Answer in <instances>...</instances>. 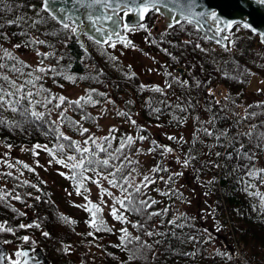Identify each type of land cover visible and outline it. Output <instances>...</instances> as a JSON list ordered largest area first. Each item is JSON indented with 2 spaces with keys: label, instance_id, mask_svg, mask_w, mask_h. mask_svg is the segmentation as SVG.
Here are the masks:
<instances>
[{
  "label": "trees",
  "instance_id": "16d2710c",
  "mask_svg": "<svg viewBox=\"0 0 264 264\" xmlns=\"http://www.w3.org/2000/svg\"><path fill=\"white\" fill-rule=\"evenodd\" d=\"M41 2L42 0H0V19L8 28L7 30L2 26L0 21V37L3 39L12 37L18 39L17 42L22 40V44L33 50H39V47L46 49L47 56L43 55L46 53L44 50H39L43 59L49 58L50 60L45 68L55 69V72H45L43 75H39L42 78L35 82L34 88L32 85H26L21 92H17L8 82L3 81L2 77L7 75L10 81H15L19 86L25 84V81L29 79H34L37 76L36 72L28 67V62L18 55H15L17 67H21L24 74L12 71V60L7 57L4 61L0 59V63L5 65L3 69H0V86L3 87L4 93L9 91L15 93L12 97H6V100L20 99L27 91L33 93L31 97L21 99L20 104L15 105L19 109L16 112L9 107H0V120L19 125V127L0 125V138L5 143H12L19 147L25 142L44 141L48 148L56 153V157H59L58 154L61 155L67 149L72 148L68 147L70 142L62 139L61 132H57L56 128L60 126L59 124L65 126L71 135H63L71 137L72 141H74V134L80 136L88 134L90 130L84 135L80 133L82 128H88L91 122H94L95 115L92 112V106L109 96L100 85L106 86V81L103 82L105 76L102 77V75L111 76V74L103 72L101 75L99 63L97 69L87 65L91 59L98 62V58H96L98 54L94 48L90 46L95 56L80 46L75 34L64 29L58 20L52 19V15L42 9ZM8 8L11 10H7ZM155 16L154 12H150L141 23L147 27L151 26ZM9 21H15V23H9ZM167 25L165 24L154 32L147 28L149 42L154 49L160 50L165 55L164 59L159 60L161 81H142L139 72L134 69L124 71V73L112 70L109 72L115 71L117 75V79L110 77L113 79L111 81L113 93L117 98L124 99L126 105L132 110H136L137 102L141 100L140 109L145 120L155 123L164 122L173 130L180 129L191 119L194 121L192 123L193 130L188 137L184 133L172 132L170 134V136L177 137V140H171L174 144L180 142L179 146L184 147L185 155L182 159H189L186 172L192 176L204 175L202 178L205 185L204 191L211 194V200L213 198V210H218L217 213L214 212L215 216L219 214L218 220L222 226L236 234V236L233 235V239H236L235 244L233 239L230 244L241 246L243 255L250 264H264V178L260 175L253 177L246 175L250 167L257 170L264 169V141L258 139L259 135L264 133V94L260 91H250L256 95L247 94L249 92L247 91L249 89L248 81L252 74L256 72L257 75L264 77V42L259 39L254 30L245 28L243 23L235 24L230 28L227 45L216 43L214 39L209 40L203 31H197L194 24L182 21L181 25L172 29H169ZM37 39L43 40L45 43H34L33 41ZM186 41L188 43H185ZM197 44L199 47H196ZM103 46H107V44H103ZM180 64L185 67L184 71L174 73V69ZM65 75H71L74 79L67 80L64 78ZM125 78H128V81ZM50 81L53 82L52 85ZM184 81L187 84H184ZM81 82L86 84L85 92L82 95L71 98L64 97L67 101H75L80 97L87 98L91 94L96 103L85 104L82 101V108L70 104L55 108L54 104L59 101L54 100L52 104L45 106L46 98L61 96L60 91L64 84L71 85ZM168 84H171V87H168ZM220 84L223 87L222 92L220 89L218 90ZM141 85L144 87L142 88ZM157 86L163 91L152 90ZM93 89L95 92H91ZM210 92L212 95L209 94ZM4 93H0V95ZM100 93L104 95H99ZM226 97L227 99H225ZM65 108L67 111H64V116L72 121H79V125L64 121L60 113ZM156 108L161 111L155 113L153 109ZM33 111L44 113L43 118L33 117L31 115ZM204 111H208V118L203 117ZM54 113L59 114L57 118H54ZM83 116L89 118L82 119ZM83 121H85V125L82 123ZM205 129H208L212 135H207ZM114 133H112L113 136H115ZM246 133H252V135L248 136ZM90 135L92 136V133L88 134V136ZM108 135L109 133L105 136ZM128 135L131 134L127 132L125 136L118 138L117 147H119V142ZM149 135L150 132L146 131L147 139ZM150 140L154 141V138L150 136ZM114 141L115 139L111 140L110 147L104 141L102 142V146L108 149V153H110ZM140 143L141 141L137 140L131 149L124 151L128 154V151L138 147ZM60 144L65 145L63 152L58 148ZM90 149L94 151L97 159L105 158L106 153L99 152L95 145L92 144ZM217 153L220 155L217 156ZM76 154L81 156V153ZM249 156L252 157L251 160L248 159ZM166 161L164 154L160 151L156 161L157 167H162L167 171L162 172L163 176L161 171L152 172L159 175L160 178L163 177L165 181L160 187V193L164 195L161 200L154 194L144 197L141 194L137 196L134 191L131 192L134 197L140 200L157 201L147 210L149 212H161L163 209H167V212L153 216L151 219H148L146 215L125 213L127 218H131L130 222L133 225L137 221L144 224V229L135 227L137 234L127 228L131 237H140L139 242L133 239L126 247L121 245L120 236L122 233L105 219L103 220L106 226L112 231L96 232L88 223L91 219L89 212L87 218L89 228L88 230L83 228L85 232L82 234L87 239L91 238L87 235L89 232L96 235L106 234L107 237L115 236L114 238L105 237L107 240L106 252L103 257L109 264H221V261L223 264H242L241 260L238 262V256L232 253L230 248L229 250H217L214 247L209 249L208 245L211 244L208 243L214 237L209 239L205 236L204 228L207 230L210 227H203L197 215L194 216L193 213L186 210L177 213V206L184 200L186 193L175 183L168 181V177L172 173L168 169ZM75 182V186H77L76 179ZM84 185L86 187L87 180L84 181ZM169 189L177 191L173 194L169 192ZM245 189L247 190L245 191ZM164 193L169 194L165 195ZM45 196H47L46 193ZM45 196L36 200V211L39 214H42L44 209L47 211L48 215L44 216L48 226L46 231L54 235L53 230L58 229V227L54 228V224H59L65 230L70 231L72 226L65 224L60 219L59 209H55L53 203L50 205ZM10 213L7 214L5 221L13 218L17 224H20L21 213L16 208H13ZM170 220H174L176 225H183V227L169 224ZM30 222L32 227L29 229L37 231L41 225H44L40 221ZM36 224H39L40 227L37 228ZM146 229L158 234L144 236ZM4 233L11 235L6 231L0 232L1 241H4ZM22 236L19 238L20 240H22ZM193 237L194 239H191ZM47 238L43 234L40 238V242L45 246L48 244ZM141 242L151 245V250L142 249L143 258L129 260V255L139 247ZM24 244L31 245V241ZM52 258L51 262L59 264H77L71 258L61 255ZM100 259L103 260L100 257L98 261ZM7 260L11 264L12 259L9 256H7Z\"/></svg>",
  "mask_w": 264,
  "mask_h": 264
},
{
  "label": "rangeland",
  "instance_id": "374dc122",
  "mask_svg": "<svg viewBox=\"0 0 264 264\" xmlns=\"http://www.w3.org/2000/svg\"><path fill=\"white\" fill-rule=\"evenodd\" d=\"M164 19V16L159 17V14L155 17V21L159 25L157 27L158 29L167 24L164 22ZM0 21L2 26L8 30L7 26L3 24L2 19H0ZM138 24L139 23H134L132 28H129L130 30H128L130 35H132L133 39L130 41L134 47H124L120 43L119 39H114V42L116 43L115 48L109 47L108 45H98L95 43V39L92 36L85 34L88 46H92L98 54V56H96V58H98V62L91 59V61L87 62V65L90 68L97 69V64L99 63V73L101 75L103 72L111 74V76L102 75V77L105 76L103 77V82L106 81V86H104V84H101L100 86L109 96L101 100L100 103L92 106V112H94L95 119L94 122H91L90 127H88L90 130L89 133H92L93 139H97L98 143L103 145L102 138L109 133L110 129L115 128V141L110 151V153L115 154L118 138L125 136L127 132L134 137L138 134L145 136L146 131H149L150 135L148 139L141 141L138 147H136L140 149L139 152L134 151L136 148L128 151V155L133 161V163L129 165V169L135 168V172L132 173L131 177V181L134 184H139L144 175H150L151 178L155 180V183L149 184L147 188H143L141 196L148 197V194H154L160 200L164 197V195H161L160 193V187H162L165 181L161 179L159 175L153 174L151 170L154 167H157L156 161L160 151H162L157 147V145H166L171 147L174 151L171 153L163 152L164 158L167 160L166 162L169 166L168 169L172 174L183 173L182 175L174 178V183L186 193L184 200L179 203V206H177V213L186 210L187 212L193 213L194 216L197 215L198 220L203 227H210L207 230L204 228L206 237H214L208 243L211 244L208 245L210 250L213 247L217 250H229L230 248L231 251H233L232 253H235L238 256V262L241 260L243 261L242 264H250L246 257L242 254L239 245L230 244V241L233 239V235L236 236V234L230 230H226V227L222 226L221 222L218 220L219 214L215 216L214 212L217 213L218 210H213V198L211 200V194L204 191L205 185L202 182L204 175L199 176L197 174L192 176L189 173L187 174V168L181 163L183 161L182 157L185 155L184 147L179 146L180 142H175L174 144L168 139L172 132H177L179 134L184 133L188 137L193 130L192 123L194 121L191 119L180 129L175 128V130H173L164 122L155 123L145 120L140 109L142 104L141 100L137 102L138 106L136 110H132L128 105H126L124 99L117 98L115 93H113L111 81L113 79H117V75L115 71L112 73L109 72L112 70L124 73V71L134 69L139 72V76L142 81H161L159 60L164 59L165 55L160 50L153 48L152 44L148 40L149 34L147 33V30L138 28ZM147 28L151 32L157 30L153 24ZM34 33L36 34L37 32ZM89 37H92L93 39H90ZM17 40L18 39H13L12 37H4V39L0 37V47H2V49H6L13 56L18 55L27 61L28 67L32 68V70L36 72L37 76L43 75L44 73H40L36 71V69L38 67L45 68L46 64H48L50 60L49 58L43 59L41 55H38L37 53H39L40 49L46 52V49L39 47V50H33L22 44V40V43L17 42ZM15 45H21V47L16 48ZM215 45L218 46L217 44ZM91 52L94 55L93 50ZM3 55L4 52L0 50V56ZM111 57H116L117 59L113 60ZM5 58L6 57H4L2 61H4ZM257 74L258 73L254 72L250 77L248 81L249 89L247 90L249 92L247 94L254 95L255 93L252 92H257L258 90H261L260 92L264 93V77ZM110 77L113 79H110ZM125 79L128 81V78ZM50 84L52 85L53 82L50 81ZM220 86H222V84ZM85 89L86 84L82 82L71 85L64 84V86L61 87L60 92L61 96L71 98L79 97L85 92ZM7 107L8 106L5 104V107L3 108ZM118 111L128 112L131 115V118L136 120L137 125H139L140 128L132 125L128 120L118 116ZM54 114V118H57L59 115L58 113ZM208 115V111H204L203 117L208 118ZM79 118H81V116H79ZM57 123L59 124V122ZM82 123L84 125L86 124L85 121ZM59 125L60 126L56 128L57 132L71 135L65 126L61 124ZM88 134H85L84 136L74 134V141L82 147L90 148L92 145L91 143L87 145L83 144V141L89 137ZM150 136L154 138V141L156 142L155 144H153V141L150 140ZM36 144L47 146L44 141H41L38 143L25 142L19 147L12 143H5L3 139L0 138V196L4 197L3 200H0V224H3L5 228L10 227L13 229L12 232L6 231L11 235L4 233L5 235L3 237L4 241H8V243H6L8 245L7 255L10 259L19 261L22 256H17L16 253L17 251H21L22 247L25 245V241L23 239V241L19 239L23 235L22 237L28 236L30 238L29 240L31 241V246L33 248L35 246L43 247L45 253L49 256V264H59L58 262H51V259H53L52 257L57 258V256L60 255L71 258L77 264H109L103 257V254L106 252L105 245L107 240L105 237L114 238L115 236L110 235L107 237L106 234L99 233V235H96L94 233V236H91V238H85L82 233L85 232L83 228L87 230L89 228L87 225L89 213L84 209V207L80 206L87 204V201L84 199V196H87L90 201L101 206L102 211L99 213L101 218L110 221L116 229L126 227L129 231L137 234L138 232L136 228L133 226L132 222H130V217L127 218L129 221L128 223H122L117 221L110 214L114 198H122L123 194L120 189L113 188L106 180H102L101 187L108 188L114 195L113 197H101V187H98L96 184L87 180L85 188L89 191L81 189L82 195H77L75 179L70 178L72 176V170L64 167L62 164L56 163L53 160V157L50 156L49 152L45 151L43 148L35 149V152H37L38 155H34L32 149ZM8 145H11V148L7 147ZM149 149H154V151L149 152ZM76 153L77 152H74L73 149H67L65 152L61 153V155L58 154L59 157L56 158L66 159L67 156L76 155L77 159H79L80 156ZM105 158H109L107 153ZM50 160H53V162L49 163ZM137 161L138 164L136 163ZM112 163L119 166L120 161H112ZM24 164H27L29 167L24 168ZM29 169H34V171H30ZM101 171H104L106 174L108 170L101 169ZM127 171L128 169H125V175L127 174ZM162 172L163 171H161V175L163 176ZM9 173H11V175H9ZM60 173H64V175H60ZM85 176H90L94 179L98 178L91 170L87 171ZM24 181H28V184H25ZM32 185H35V187H32ZM129 191L132 192L133 190L129 188ZM45 193L47 196H45ZM15 195H19L21 199H14L13 197ZM43 195L47 198L50 205L53 203L55 209H59L60 216H58L60 219L61 217H67L70 221H74V223H67L72 226L70 231L65 230L59 224H54V228L58 227V229L53 230L55 232L54 235L50 234L48 236L46 239L48 244L46 246L40 242V238L42 233L48 229L44 219V216L48 215V213L45 209L42 210V214H39L36 211V197L39 196L42 198ZM116 206L119 208V205ZM13 208H16V210L21 213L19 218L20 224L29 225L31 223L30 221L33 223L40 221L43 222L44 225H41L37 231L36 229H29L30 227L20 228V224H17L13 218L5 221L7 214H11L10 212ZM61 220L64 221L63 219ZM147 231L149 230L146 229L144 236H147ZM235 241L236 239L234 240V244ZM65 247H68L69 251H64ZM100 257L103 258V260L100 259V261H98V258Z\"/></svg>",
  "mask_w": 264,
  "mask_h": 264
},
{
  "label": "snow or ice",
  "instance_id": "6c2138e0",
  "mask_svg": "<svg viewBox=\"0 0 264 264\" xmlns=\"http://www.w3.org/2000/svg\"><path fill=\"white\" fill-rule=\"evenodd\" d=\"M58 2L68 3L69 0H42L41 7L44 11L52 14V19H54V20L57 19V16L55 15V13L59 12L61 14L59 22L62 24L63 28L66 30H69L73 34H76L77 33V27H71L70 24L68 22H66V20L74 22V17L69 13V10L66 8L56 9L55 4ZM259 2L264 3V0H259ZM71 3L75 6H78L80 8L85 9L86 11L93 9L95 6H99V5H102L104 8H113V15L95 16V18H94L93 15L91 13H89L87 18L89 21H91L93 23V25H95L96 22L101 20V19L111 20V21H113V24L116 26V28L119 29L120 28L119 20H123L124 17H127L129 15L130 12L135 11L138 14V18L140 21H143L145 16L147 14H149L150 12H154L155 14L167 13L168 17H169V21H170L167 25V27L169 29L175 28L177 25H181V22L184 21L187 24H194L197 28V31L203 29L207 25V20L210 16L213 21H217V26L215 27L214 34L212 36L207 37L209 40L214 39V37L216 35H219L222 31H224V29L219 26L217 13L215 11H212L210 13L204 12V11H201V12L193 11L194 7L196 6V0H142L141 3H137L136 0H71ZM129 3L136 4V7L135 8L129 7L128 6ZM121 4H124L126 10L124 11V16L120 17L119 20H117L114 17H116L118 15V12L121 8ZM169 5H172V7H169ZM161 7H163L165 9V13L161 12ZM7 10L10 11L11 8H8ZM173 12H175V14H173ZM76 19H78V18H76ZM9 23H15V21H9ZM243 26L245 28L250 27L246 23ZM137 27L140 29L147 30V26L144 23H139L137 25ZM226 27L231 28L232 27L231 23L227 24ZM123 29L130 30L129 25L127 23H124ZM95 31L100 33L103 37V39H95V43L98 45L107 44L109 47L115 48L116 43L113 41V36H116L119 38L120 43L124 47H134V45H132V42L130 40H128L126 38V36L121 35V32L118 30H113L111 32H105V30L103 28L96 27ZM208 31H213V29L209 26ZM261 35H262V39H264V34H261ZM89 38L93 39L92 37H89ZM146 39H147V37H146ZM222 39L228 40L229 38L227 36H223ZM33 42L36 44H44L45 43V41L39 40V39H37ZM153 43H155V41H153ZM185 43H188V42L186 41ZM216 43H220V40H216ZM15 47L19 48V47H21V45H15ZM196 47H199V44H197ZM0 50H2L4 52V56L0 57V59L7 57L8 59L12 60L13 61L12 71L19 73V74H24V73H22L21 67H17V63H16L17 58L15 56H13L10 52H8L6 49H2V47H0ZM165 51H167V50L165 49ZM37 54L39 55L40 53H37ZM43 55L47 56L48 54L45 53ZM111 59L116 60L117 58L111 57ZM41 63H42V61H41ZM21 64H22V62H21ZM4 67H5V65L0 63V69H3ZM36 71H38L40 73L55 72V69L51 68V67H48V68L38 67L36 69ZM249 74H251V73H249ZM169 75H171V74H169ZM41 78H42L41 76H36V77H34V79H29V80L25 81V84L19 85V86L16 85L15 81H10L9 77L7 75L3 76L2 80L5 82H8V84L12 88H15L17 92H21L25 88L26 85H32L34 88L35 82L37 80H40ZM64 78L67 80H73L74 79L71 75H65ZM183 83L187 84L186 81H184ZM167 86L171 87V84H168ZM141 87L143 88L144 86L141 85ZM152 90L156 91V92H162L163 91L158 86L153 88ZM258 91H261V90H258ZM91 92H95V89L91 90ZM0 93H4V89L2 86H0ZM32 94H33L32 91H27L24 95H22L20 97V99H16L13 101V100H6V97H12L15 95V93L11 92V91L6 92V93L0 95V107H4L5 104H7L8 107L12 111L16 112L19 109L15 105H19L21 99H27L28 97H31ZM209 94L212 95L211 92ZM99 95H104V94L100 93ZM225 99H227V97ZM54 100L59 101L58 103L54 104L55 108H60L62 105H65V104H70V105L82 108L83 107L82 101L85 104L96 103V101H93L91 94H89L87 96V98L80 97L75 101H67V99L63 96L48 97V98H46V105L45 106H47V104H52ZM217 103H219V102L217 101ZM64 111H67V108H65L60 113V115L64 118V121L68 122L69 124L79 125V123H80L79 121H72L68 117L64 116ZM153 111L155 113H159L161 111V109L156 108V109H153ZM31 115L37 119H41V118H43L44 113H37V112L33 111V112H31ZM117 115L128 120L132 125H135L138 128H140V126L137 125L136 120L132 119L131 115L128 112L118 111ZM87 118H89V117H87V116L82 117V119H87ZM0 125L7 126V127H19V125H17V124H14V123L9 124L8 122L3 121V120H0ZM141 130H143V129H141ZM115 131H116L115 128L110 129L109 135L102 138L103 141L109 147L111 146V140L115 139V136L112 135V133ZM204 131L207 135H212V133L209 132L208 129H205ZM88 132H89L88 128H82L80 134L84 135V133H88ZM246 135L251 136L252 133H246ZM60 137L64 140L70 142L68 144V147L72 148L74 152L81 153V156L79 159H77L76 155L67 156L66 159H64V158L58 159V158H56V153H54L47 146H42L40 144L34 145L32 151H33L34 155H38V153L35 152V149L43 148L45 151L49 152L50 156L53 157V160L56 163L62 164L66 168H70L72 170V176L70 178L76 179L78 181L77 186H76L77 195H82L81 189H84V191H89L88 189L85 188V185H84L85 180L91 181L92 183L96 184L98 187H101V181L102 180H106L109 185H111L113 188L120 189L121 193L123 194L122 198H114V203L111 206V213L110 214L117 221H120L122 223H128L129 221L127 219V216L125 215L126 212L138 214V215H146L148 219H151V217H153V216L162 215L164 212H167V209H163L161 212H149V211H147L148 209H150L152 207V205L156 204L157 201L156 200H140L137 197H134L132 195V193L129 191V188H131L138 196V195L142 194V187L147 188L149 184L155 183V180H153L150 175H144L143 179L140 181L139 184L132 183L131 177H132V173L135 172V168L129 169V165H131L133 163V161L130 158V156L124 151L125 149H131L132 146L137 142V140L138 141L146 140L147 139L146 136H143V135H140L137 137H134L132 135L126 136L125 139H122L119 142V147H117L115 149L116 154H114V153H108V149L106 147L102 146L100 143H98V140L93 139L92 136L90 135L87 139H85L83 141V144L87 145L89 143H92L93 145L96 146V148L99 150V152L107 153L109 158H104V159H97L96 155L92 149H90L88 147L80 146L79 144H77V142L72 141L71 137L64 136L63 133L60 134ZM168 139L169 140H177V137L169 136ZM217 139H219V137H217ZM258 139H260L261 141H264V133L260 134ZM155 143L156 142L153 141V144H155ZM257 146L259 147L260 145H257ZM7 147L11 148V145H8ZM157 147L162 150V153L163 152L171 153L174 151L171 147H168L166 145H157ZM241 147H243V145H241ZM58 148L60 149L61 152H63L65 145L60 144V145H58ZM134 151L139 152L140 149L136 148V149H134ZM151 151H154V149H149V152H151ZM219 155L220 154L217 153V156H219ZM229 155H231V154H229ZM245 155H247V154H245ZM248 159L251 160L252 157L249 156ZM53 160H50L49 163H52ZM117 160L120 161L119 166L112 163V161H117ZM136 163L138 164V161ZM181 163L185 167H187L189 165V159H185ZM9 166H11V165H9ZM23 166H24V168L29 167L27 164H24ZM101 169L108 170V171L105 174V172L101 171ZM125 169H128L126 175H125ZM29 170L34 171V169H29ZM77 170H79V171H77ZM89 170L94 172L98 178L94 179L93 177L85 176L84 173H86ZM151 171L153 173H156V172H160V171H167V169H164L162 167H154ZM182 174L183 173H173L172 175H170L168 177V181L174 183V178L178 177ZM9 175H11V173H9ZM60 175H64V173H60ZM246 175L249 177L260 175L262 178H264V169H258L257 170L254 167H250V168H248ZM161 179H163V177H161ZM24 183L28 184V181H24ZM32 187H35V185H32ZM246 190L247 189H245V191ZM176 191L177 190L169 189V192H171L173 194H175ZM164 194L168 195L169 193H164ZM113 195L114 194L111 191H109L108 188H102L101 187V197H104V196L113 197ZM180 195H182V194H180ZM13 198L16 200L21 199V197L19 195H15ZM3 199H4V197L0 196V200H3ZM36 199L39 200L40 197L37 196ZM84 199L87 201V204L81 205L80 207H84V209L90 213L91 219L88 221L89 225L93 229H95L96 232H99L102 230L109 231V232L112 231L111 228H108L106 226L103 218L99 217V213L102 211L101 206L90 201L87 196H84ZM102 203H103V201H102ZM116 205H119V208ZM61 219H63L65 221V223H74V221H70V219L67 217H61ZM168 223L173 224L176 227H183V225H176L174 220H170V221H168ZM35 226L37 228L40 227L39 224H36ZM133 226L140 228V229H144V224L140 223L139 221H137ZM19 227L20 228L32 227V225L31 224H29V225L20 224ZM0 231L12 232L13 229L10 227L5 228L3 224H0ZM119 231L122 233V235L120 236V241H121V245H123L124 247H126V245L128 243H131L133 239L138 241V242L140 241L139 236L131 237L130 233L126 227L120 228ZM42 234L45 237H48L50 235L47 231L43 232ZM146 234L148 236H153V235L158 234V233H154L152 231H147ZM87 235L94 236V233L89 232ZM161 235H163V234H161ZM173 235H174V233H173ZM22 239L25 242H28L30 238L28 236H24V237H22ZM191 239H194V237ZM209 239H211V238H209ZM5 243H8V241H5ZM157 243H159V241H157ZM142 249L151 250V245H147L146 243L141 242L139 247L131 252L128 259L134 260L137 258H143L144 253H143ZM64 251H66V252L69 251V248L65 247ZM16 255L17 256H26L27 253L23 252V251H17ZM192 255H195V253H192ZM229 258H231V257H229ZM4 259H5V257L0 255V261H2ZM11 264H20V262L18 260H12ZM25 264H27V262H25Z\"/></svg>",
  "mask_w": 264,
  "mask_h": 264
},
{
  "label": "water",
  "instance_id": "95a60500",
  "mask_svg": "<svg viewBox=\"0 0 264 264\" xmlns=\"http://www.w3.org/2000/svg\"><path fill=\"white\" fill-rule=\"evenodd\" d=\"M137 3H141L142 0H136ZM129 7L135 8L136 4L129 3ZM172 7V5H169ZM55 8H66L69 10V13L74 17L73 21H67L68 23L72 22V27H77V33L75 36L77 37V42L80 44L82 48L91 52L90 47H88L84 34H88L89 36L94 37L95 39H103L102 35L95 31L96 27L103 28L105 32H111L113 30H118L121 32V35L129 38V33L123 29V24H132L134 22H139L138 14L135 11L129 13L127 17H124L123 20H119L120 17L124 16V11L126 10L124 4H121V8L118 12V15L114 17L119 20L120 28L117 29L111 20H99L95 25L91 21L88 20L87 16L89 13L95 16H104V15H113V8H104L102 5L95 6L93 9L85 10L78 6H75L69 0L68 3H56ZM193 11L195 12H212L215 11L217 13L219 26L224 29L219 35L214 37V40H220L221 43L227 44V40L222 39L223 36L229 37V28L226 27L227 24L231 23L233 26L237 23L248 24L249 29L254 30L259 35V38L262 39V35L264 34V3H260L259 0H196V6ZM161 12L165 13V9L161 7ZM175 14V12H173ZM55 15L57 19L60 20L61 14L56 12ZM66 15V14H65ZM165 22L169 23L168 14L165 13ZM78 18V19H76ZM158 25H156L157 27ZM211 27L213 31H208V27ZM217 26V21H213L209 16L207 20V25L201 29L207 36H212L214 34L215 27ZM118 37L113 36V39ZM7 245L4 242L0 241V255L5 257L4 260L0 261V264H8L6 260L5 253L7 251ZM23 252H26L27 255L23 256L20 264H48L47 255L44 254L41 247H36L34 252H31V247L24 246L22 248Z\"/></svg>",
  "mask_w": 264,
  "mask_h": 264
}]
</instances>
